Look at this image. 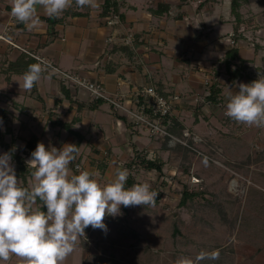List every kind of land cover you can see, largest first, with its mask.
I'll list each match as a JSON object with an SVG mask.
<instances>
[{
    "label": "rangeland",
    "instance_id": "374dc122",
    "mask_svg": "<svg viewBox=\"0 0 264 264\" xmlns=\"http://www.w3.org/2000/svg\"><path fill=\"white\" fill-rule=\"evenodd\" d=\"M131 1L123 0V7ZM160 1L132 2L143 6L136 13L139 15L147 12L148 8H156ZM231 1L172 0L174 11L178 5L183 6L182 10L178 9V13H187L189 21L192 20V30L200 33V41L204 40L206 33L213 34L210 39L213 52L208 56L215 64L213 69H220L223 73L222 103L220 106H214L207 100L203 102L205 91L200 93V97L192 103L194 106L199 104L195 107L192 105L191 111L197 113L196 116L193 117L191 111L180 113L178 118L183 125L178 128L177 133H172L173 138L165 136L156 139L144 127L136 126L134 130L138 128L151 137L148 139H151V146L149 144L146 147L148 152L144 148H134L136 145L128 142L125 151L127 154L120 152L117 158L107 155V143L103 142L109 140L108 131L105 127L103 133L97 132L96 123L90 124L88 112L77 110L76 106L74 115L68 109L55 112L52 106L41 110L39 106L42 101L35 95L38 101L31 97L27 100L23 94L20 97L13 95L20 104L23 103L24 108L21 109L8 94V85H12L8 79L11 73L8 72V75L3 77L4 83L8 85L0 86V108L5 110L1 113L4 116H0V133L4 134L6 142L14 141L15 152H22L20 149L24 148L27 140L33 136L39 138L46 147L60 148L64 144H74L76 137L73 132L76 130L84 135L77 155L82 158L80 165L83 169L94 171L102 184L113 178L116 169L124 166L130 159L136 158L140 162L143 155L147 154V158L163 162V175L155 169L147 170L143 165H136L132 170L136 182H150L152 189L158 192L154 206H121L122 215L105 217L106 232L92 227L86 228V239H79L64 264H174L181 254L194 258L202 249L209 252L219 250L220 256L218 260H204L201 264H264V129L238 124L225 115V97L229 87L232 91H238L236 85L240 82L249 83V80L239 79L232 84L226 75L224 64L227 50L237 46L239 55L248 61L249 68L246 73L255 77L263 76L261 70H264V0H247L242 3V20L239 27L243 35L238 42L232 37L238 21L231 12ZM198 12L200 22L196 27L194 25L198 23L193 16L198 17ZM114 15L110 13L106 17ZM148 16L151 17H148L150 20L154 18ZM120 22L119 17L116 24ZM174 23L178 24L176 20ZM130 34L135 38V34L131 32L126 36L127 42ZM255 44L260 45L259 49ZM29 56L27 57H32ZM196 57L200 60V53H196ZM207 58L204 57V60ZM32 59L37 61L33 57ZM63 70L73 71L65 68ZM45 73L53 74L52 69ZM54 74L61 81L62 77ZM18 76L12 75L13 85L22 88V77ZM68 86L78 89L74 85ZM35 92L32 88L24 96H33ZM140 92H135L134 95ZM86 93L90 96L88 91ZM104 104L105 109L112 107L110 102L106 101ZM200 105L204 108H200ZM113 110L116 111L114 108ZM102 114L101 112L98 117H94L111 124L108 113ZM76 118L80 119L75 120ZM55 119L70 124L72 122L73 132L63 126H55L51 121ZM121 123L123 124V121ZM113 142L114 140L110 143ZM94 147L100 149L102 154H95ZM5 152V148L0 145V154ZM91 157H97L93 158L95 163ZM29 158L25 157L26 160ZM115 159H118L117 162ZM102 160L111 161L112 169L103 170L98 166L96 161ZM12 164L16 170L13 158ZM32 179V176H29L28 186ZM19 180L23 185L21 179ZM234 180L236 182L233 186ZM186 186L190 191H202L203 194L190 198L181 205ZM0 264H19V258L12 256L8 261H0Z\"/></svg>",
    "mask_w": 264,
    "mask_h": 264
},
{
    "label": "crops",
    "instance_id": "0c3cea01",
    "mask_svg": "<svg viewBox=\"0 0 264 264\" xmlns=\"http://www.w3.org/2000/svg\"><path fill=\"white\" fill-rule=\"evenodd\" d=\"M104 1L96 0V7H90L86 15L65 17L52 30L47 21L49 16L42 8L38 7L37 26L28 29L11 16V0H0V86L5 87L7 84L4 83L3 77L8 75L7 68L10 62L16 61L23 54L16 47L21 46L50 58L62 69L73 70L83 77L101 82L111 95L132 105L137 96L134 95L135 92L153 85L157 90L162 89L167 96L179 95L173 115L179 117L183 111H191L193 101L200 97V93L207 91V86L204 84L206 77H216L213 69L215 64L208 56L213 52L210 47L213 34L206 33L204 40L200 41V33L192 30V20L189 21L187 13H178V9L182 10L183 6L178 5L177 10L174 11L172 0H161L157 3L156 8L163 4L169 6L168 11L159 16H156L150 8L147 12L138 15L136 13L143 8L142 5L135 4L132 2L135 0H132L123 7L125 4L120 0L121 22L109 25L106 21L107 17L103 15ZM146 14L154 16L151 19L153 22ZM197 14L198 17L194 15L193 19L199 23L200 12ZM175 20L178 24L174 23ZM8 27L11 29L8 30ZM131 32L135 34V42L127 44L126 36ZM1 35L9 38L14 45L9 40L1 38ZM196 53H200V60L196 57ZM204 57L208 58L204 60ZM10 75L8 79L13 85L12 75L18 76V74ZM22 76L21 73L18 77ZM12 85H8V94L21 109L24 108L23 103L20 104L13 95L20 97L23 94L27 100L30 97L35 99L38 97L40 102L42 101L39 106L41 110L46 106H52L55 112L68 109L74 115L73 110L76 108L88 112L91 118L90 124L96 123L97 132L103 133L106 127L109 140L106 139L103 143H107V155L113 158H117L120 152L126 151L128 142L134 143L136 145L134 148H144L149 151L146 147L149 144L151 146V139L148 140L151 137L138 128L134 130L135 127L132 128L125 114L114 111L112 107L105 109L104 103L94 106L93 103L96 101L91 100L85 90L68 88L54 73L42 74L33 96H24L29 91ZM101 112L108 113L111 124L94 117H98ZM195 116L194 112L193 117ZM113 140L114 142L110 143ZM99 154H102L101 150ZM93 158L97 157H91L95 160ZM115 160L117 162L118 159ZM107 164V168L112 169V162L108 160Z\"/></svg>",
    "mask_w": 264,
    "mask_h": 264
},
{
    "label": "clouds",
    "instance_id": "9594fccd",
    "mask_svg": "<svg viewBox=\"0 0 264 264\" xmlns=\"http://www.w3.org/2000/svg\"><path fill=\"white\" fill-rule=\"evenodd\" d=\"M75 4L96 7V0ZM72 5L73 0H11L10 14L32 29L38 24V7L58 18ZM50 68L47 60L37 58L23 73V90L30 92ZM236 87L238 91L229 87L226 94L225 115L238 124L264 129V77ZM78 154L76 144L57 148L38 142L26 160L33 178L29 186L17 178L11 153L0 154V261L15 256L19 264H64L79 239H86V228L106 232L105 217L122 215L121 206H154L158 192L150 182L126 187L130 173L121 166L102 184L94 171L70 168ZM219 256V250L202 249L194 258L181 254L174 264H201Z\"/></svg>",
    "mask_w": 264,
    "mask_h": 264
},
{
    "label": "trees",
    "instance_id": "16d2710c",
    "mask_svg": "<svg viewBox=\"0 0 264 264\" xmlns=\"http://www.w3.org/2000/svg\"><path fill=\"white\" fill-rule=\"evenodd\" d=\"M246 1L247 0H232L231 1V12L235 16L236 20L238 21V25L235 27L234 32L232 34V37L235 39V42H238L242 38L241 36L243 35L239 27L240 21L242 20V13L240 9H241L242 3ZM80 8L81 10H79ZM89 8H90L89 6L77 7L75 4V0H73V5L64 12V15L58 18L57 17L47 18V21L50 24V29L53 30L54 26L58 22L63 21L65 17L88 14ZM102 8H103V15L105 16L110 15L111 13L113 15L118 14L120 17H122V13H120V3H118L116 0H105L102 5ZM168 9H169V6L167 4H163V6H159L155 9L153 8L152 11L156 15H161L165 13L166 11H168ZM255 45L257 46V49H259L260 45L259 44H255ZM28 57L26 54L23 53L21 56H19V58H17L16 61L10 62L9 67L7 68V71L12 74L24 73L30 64L37 62V61H34L32 57L31 58H28ZM224 64L226 65L225 66L226 75H228V79L232 82V84H235L239 79H244V78L249 80V83H250L251 81L257 79L258 77V76L255 77L251 75L250 73L248 74L246 73V69L249 68V66L247 67L248 61L239 55V48L237 46H233L232 48L227 50L225 54ZM259 69L261 70V68ZM261 71H262L261 73L263 74V76H260V77H264V70H261ZM214 72H215L216 77H214L213 78L214 81L212 80V82L207 86V90L209 91L210 94L205 95V101L207 100L214 106H220V104L222 103V97H221V93H222L221 74L222 73L220 69H214ZM33 88L36 91V85ZM158 91L162 95L167 96V94L162 89H159ZM140 97L143 98V96H140ZM95 101L96 102L93 103L94 106L106 102L105 100H102V99L95 100ZM201 106L202 105H200V108H202ZM196 109L198 110V108ZM4 111H5L4 108H0V116L1 115L4 116L3 114H1V113H4ZM75 120H79V118H76ZM51 121L55 126H63L67 130H70L71 132H73L72 122L70 124L69 122H65L61 119H55ZM162 123L164 127L167 129V131L170 133H177L178 128L181 127V125H183L179 121L178 117L173 115V111L170 114H168L166 117L162 118ZM130 125L132 126V128L135 126L133 123H130ZM73 133H74V136L76 137V141L74 144H76V146L79 148L81 142L84 140V135H82L80 132L76 130ZM38 142H41L40 139L33 136L31 137V139L27 140L24 148L20 149L22 150V152L21 151L15 152L14 151V141L6 142V140L4 139V134L0 133V145L3 148H5L6 152H10L12 155V158L15 160L16 175H17V178L21 179V181L23 182V186H28V178L29 176H31V171H32L31 169H28L25 157L31 156V152L35 149ZM93 149L96 154L100 153V150L98 148L94 147ZM146 155H143L144 157L142 158L140 162L136 158L130 159L128 160V162H125L123 167L127 168L130 173L127 183H126V187H130L132 184L136 183V176L132 173L133 167H135L136 165H143L144 168L147 170L155 169L159 172L160 175H163V172H162L163 162L158 159L147 158ZM81 159H82L81 157H76V159L72 162V164L70 165V168L73 171H75L76 169L75 167L77 164H82ZM93 163H95V160H93ZM98 163H99V166L103 170L107 168L108 164L105 160L98 161ZM183 191L184 192L182 195V200L180 202L181 205H184L188 199L193 198L197 195L203 194L202 191L200 192L190 191V188L188 186L184 187ZM123 208H127V207H123Z\"/></svg>",
    "mask_w": 264,
    "mask_h": 264
},
{
    "label": "built area",
    "instance_id": "2783aa9c",
    "mask_svg": "<svg viewBox=\"0 0 264 264\" xmlns=\"http://www.w3.org/2000/svg\"><path fill=\"white\" fill-rule=\"evenodd\" d=\"M119 15H114L113 17H107L106 21L109 25H115L119 22ZM11 28L8 27V30ZM3 39L9 40L13 44V42L4 35H1ZM128 44L134 43L135 38L133 39V34L127 38ZM14 45V44H13ZM22 52H26L29 55H32L33 58L37 60V58L41 60H47L51 65L50 69H54L53 73H57L60 75L61 82L68 85H74L78 89H83L90 93V96L93 100H105L112 104V107L116 110V112H121L126 115L128 121L133 123L135 126H142L146 130H148L153 137L156 139L164 138L165 136H170L173 138V134L168 132L162 123V118L166 117L170 114L175 108L176 101L179 99V95H162L155 86L148 85L146 86L137 96H135V103L132 105L131 103H127L119 97L111 95L106 87L101 83L93 80H88V78L81 76L76 71H66L60 68L53 60H50L37 52H31L27 48L16 46ZM213 80V77H207L205 79V85L208 86ZM209 91L204 93L205 95H209ZM140 96H143L141 98ZM200 101V100H198ZM82 168L80 164H77L75 168Z\"/></svg>",
    "mask_w": 264,
    "mask_h": 264
},
{
    "label": "bare ground",
    "instance_id": "6f19581e",
    "mask_svg": "<svg viewBox=\"0 0 264 264\" xmlns=\"http://www.w3.org/2000/svg\"><path fill=\"white\" fill-rule=\"evenodd\" d=\"M235 182H236V180H234V181L232 182L233 186L235 185Z\"/></svg>",
    "mask_w": 264,
    "mask_h": 264
}]
</instances>
